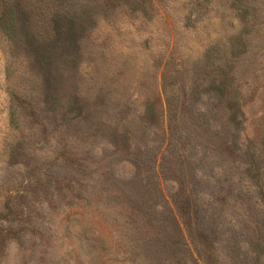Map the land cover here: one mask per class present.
Here are the masks:
<instances>
[{"label":"rangeland","instance_id":"374dc122","mask_svg":"<svg viewBox=\"0 0 264 264\" xmlns=\"http://www.w3.org/2000/svg\"><path fill=\"white\" fill-rule=\"evenodd\" d=\"M9 2L0 264H264V0Z\"/></svg>","mask_w":264,"mask_h":264},{"label":"trees","instance_id":"16d2710c","mask_svg":"<svg viewBox=\"0 0 264 264\" xmlns=\"http://www.w3.org/2000/svg\"><path fill=\"white\" fill-rule=\"evenodd\" d=\"M10 0H3L2 1V8L0 10V23L3 22V16L4 14L10 10ZM65 21H68L69 24L68 25H72L73 24V20H66V18L64 17L63 18ZM59 28L54 26L52 27V30L53 32L55 31V35H57L59 33L60 30H58ZM9 30H7L6 33H8ZM10 35V34H9ZM39 47H41V45H39ZM232 53V59L234 57H236L235 55V47L232 46L231 49H230ZM230 52V53H231ZM47 65V63H46ZM217 68V69H216ZM215 69L217 70V73L214 74L215 76H208V74L206 73L204 75V78L202 79L201 82H204L205 81V85L201 87L202 90L196 92L194 91V93L196 94V98H195V101H199L201 105H210L212 107V109L214 110L215 106L216 105H220V104H224V110L227 112V121L230 125L232 126H237L238 125V121H239V108L237 106V103H236V100L234 99V91L231 90V87H230V84L232 82V77L231 75L228 74V71L229 69H231V67L227 66L226 69L224 70L222 67H216ZM228 69V71H227ZM199 87V86H197ZM196 90V89H195ZM233 93V97L232 98H229V94ZM204 97V99L206 100V102H202L201 100V97ZM194 101V103H195ZM212 101H215L216 104H213ZM181 106H185L183 103H180ZM189 106V105H187ZM185 106L184 108H181L180 110V116L179 115H176L175 112H176V107L177 105L176 104H173V106L171 108H169V112H168V121L170 120H174L176 121V118L178 119L179 117V121L183 122L184 118H183V113L184 111H188L189 108ZM193 109H191L190 111H194L196 112L197 110H201V112L203 111V108L201 107H196L193 105H190ZM203 107V106H202ZM203 112H206V115H211V112L210 110H207V109H204ZM196 114L202 118H207L209 116H206L204 115L203 113H197ZM181 117V118H180ZM173 128H175V126H173ZM244 155H249L247 153L246 150H244ZM251 155V154H250ZM200 155H198L196 152H192L189 154V160H181L179 163H180V167L181 168V171L183 170H193V171H196V167H197V162L196 160L198 159ZM197 158V159H196ZM198 162L201 161V158H199L197 160ZM250 162H247V163H251V160L249 158ZM244 170L247 174H250V167H246L244 166ZM252 179V177H251ZM196 212V211H195Z\"/></svg>","mask_w":264,"mask_h":264}]
</instances>
